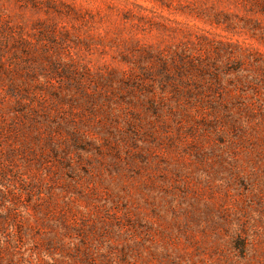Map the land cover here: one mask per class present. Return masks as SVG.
Instances as JSON below:
<instances>
[{
	"label": "rangeland",
	"instance_id": "374dc122",
	"mask_svg": "<svg viewBox=\"0 0 264 264\" xmlns=\"http://www.w3.org/2000/svg\"><path fill=\"white\" fill-rule=\"evenodd\" d=\"M0 264H264V0H0Z\"/></svg>",
	"mask_w": 264,
	"mask_h": 264
}]
</instances>
